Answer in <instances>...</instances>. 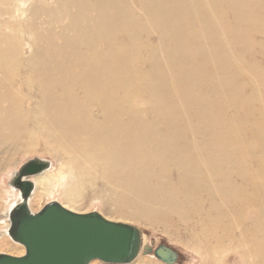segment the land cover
<instances>
[{
	"label": "bare ground",
	"instance_id": "obj_1",
	"mask_svg": "<svg viewBox=\"0 0 264 264\" xmlns=\"http://www.w3.org/2000/svg\"><path fill=\"white\" fill-rule=\"evenodd\" d=\"M229 41L264 57V0H0V170L54 156L22 179L32 213L90 193L112 218L181 226L200 264H264V147L248 164L236 126L242 109L264 146V71L249 63L248 101ZM6 227L0 255L23 256Z\"/></svg>",
	"mask_w": 264,
	"mask_h": 264
},
{
	"label": "water",
	"instance_id": "obj_2",
	"mask_svg": "<svg viewBox=\"0 0 264 264\" xmlns=\"http://www.w3.org/2000/svg\"><path fill=\"white\" fill-rule=\"evenodd\" d=\"M49 168L38 159L24 165L11 186L21 193V202L10 213L9 236L25 247L21 257L1 254L0 264H130L140 254L143 234L129 224L106 219L98 212L80 214L59 202L46 205L38 213L29 208L35 184L24 177L38 175ZM146 252H152L144 247ZM164 264H176L178 253L165 245L153 250Z\"/></svg>",
	"mask_w": 264,
	"mask_h": 264
},
{
	"label": "rangeland",
	"instance_id": "obj_3",
	"mask_svg": "<svg viewBox=\"0 0 264 264\" xmlns=\"http://www.w3.org/2000/svg\"><path fill=\"white\" fill-rule=\"evenodd\" d=\"M258 38L259 37H257V38L254 37L253 40H257ZM229 44H230V41H229ZM235 46L236 45L234 43H232V44L229 45V48L231 49V51L234 50L235 59L238 60V63H237V66H236V68H238L237 69L238 72L240 70H242V71H240V76H242L244 78L242 79V77H240V79H241L240 81L244 82V84H245V90L243 91L244 96H245V98H247L248 101H251L252 98H254L252 101H254L256 103L255 99H258L260 96H258V93H257V95L255 94V95H252V97H251L250 94L253 92L252 90H255V88L253 89V87L257 88V85H258V81L257 80H258V78L249 77L250 74L248 75V73H247L248 72L247 71V67H248V65L250 63V64H252L254 66V68L256 67L255 70L257 72L260 71V70L264 71V64H263L264 63V61H263L264 57L261 56L260 52H257L256 49H254V51H252L250 53H247L246 50L243 49V47L239 46L240 50H238V46L236 48H235ZM235 50H238V51H235ZM28 54H30L29 53V49L24 47V56L28 57L29 56ZM253 56H255V57H253ZM208 62H209V60L207 62L204 61L201 64V66H203V64H204V66L202 67L203 69L201 68V70H205L203 72H206V73L208 72V74L210 73V75H213V76L215 75L214 77H218V78H220L221 75H223V77H224L223 70H219L218 71V67L215 64V62L214 63L211 62L213 65L211 63H208ZM243 62H245V65H242ZM257 62H258V64H257ZM260 64H261V66H260ZM260 67H262L263 69L260 68ZM212 68H213V70H212ZM219 72H221V73L219 74ZM218 75H220V76H218ZM256 75H258V73H256ZM259 79H260V77H259ZM250 81H251V83H250ZM233 110L234 109H231V108L227 109V112H228L227 116H228V118L230 117V120L232 119ZM241 111H239V119H238L239 121H237V122L235 121L236 122V126L238 127V130H239V134L241 133V135L240 136L238 135V137H237V142L238 141L242 142L244 147H246L245 149H247V150L249 149L248 151H246V155L247 156H246L245 160L247 161V163L248 162L249 163L253 162L252 166L256 167L257 166L256 165V160L258 159V155H260L262 153L264 146L261 144V140L262 139L260 138V136L257 133L259 131L256 128H255L256 129L255 130L253 128V126H247L246 127L245 125L243 126V124L241 123L240 119L242 120L243 116L246 115V111H244L242 109H241ZM258 111L260 112V109ZM259 112H257V110H255L254 118H257L259 116V114H257ZM245 127H246V129H245ZM242 128H244L243 129L244 131H242L244 134L241 132ZM250 129L252 130V132H251ZM241 136H242V138H241ZM244 137H246V138H244ZM243 139L245 141H247V142H245L247 145L244 143ZM256 142H258V143H256ZM247 147H249V148H247ZM249 152H250V154H249ZM256 155H257V157H256ZM252 157H254V158H252ZM14 159H15V161L12 162V164L15 167H12L7 172L5 170H0V227H2L0 229L1 231H3L2 229L4 227H6L7 225H8V227L10 226L8 210H7L8 207L12 206L14 203H17V202L19 203V201L21 200L20 193H19L18 189L11 187V182H12L11 181V179H12L11 175L13 173L19 171L21 169V167H23L25 164H27L29 161H31L33 159H40L42 161L49 162L50 164L53 163L51 168H54V170H55V168L58 167L57 159L54 156H51V155H48V154L43 155V156H41V155H31V156H28V157H21V155H20V156L14 157ZM51 168L49 167L45 171H48ZM9 183H10V185H9ZM61 190H62V188H60V192H61ZM12 192H14V193H12ZM15 192H16L17 195L15 194ZM255 192H257V191H255ZM258 194H261V193L258 192ZM53 201H57V202H59L61 204H65V205L67 204L66 203V199H64V196L63 195L61 196V194L59 193V195H55L53 198H52V196H48L47 198L41 199L40 208L38 209L37 212L42 210L45 207V205H47L48 203L53 202ZM92 201H93L92 194L84 193V194H82L80 196L79 202L76 205H74L75 209L74 210L72 209V210L75 211V212H78V213H83V214L91 213V212H94V211L100 212L104 217H106L110 221L132 225L134 227H137L142 232L143 237H144L143 247L151 248L152 252H146L145 249L143 248L140 257H138L137 260L134 261V263H132V264H137V262H140V261H147L146 264H164L161 261H159L155 257V255L153 253V250L157 249L158 247H160L162 245L168 246V247L174 249L178 253L179 260H178V262L176 264H200L201 263V259L199 258V256L193 250L188 248L186 246V243L183 242L185 240V237H184L185 231H184V228H182L181 226L175 224V228L172 227V229H173V231H172L171 228H168V230H165L163 228V226H158L157 225V226L153 227V226H148V225H145V224L135 223V222H132V221H129V220H121V219L112 218L110 215L106 214L105 211L101 207L96 206L95 204L93 205ZM10 203H12V204L10 205ZM36 204H38V202ZM37 207H38V205H37ZM68 208L69 209L72 208L70 206V204H68ZM5 212H6V217H5ZM239 219H241V217ZM179 228H180V231H179ZM6 229H7V227L4 229V231ZM180 236H182V237L179 238ZM6 238L12 244L17 245V246H21V245H18L16 243H14L9 236L6 235ZM12 254L17 255L19 253L13 252ZM237 262L238 261L233 259L231 264H233V263L235 264ZM93 264H105V263H103L101 261H94ZM141 264H143V263H141Z\"/></svg>",
	"mask_w": 264,
	"mask_h": 264
}]
</instances>
